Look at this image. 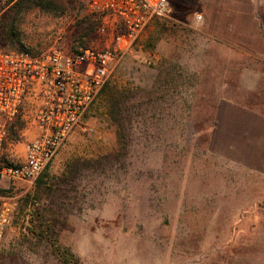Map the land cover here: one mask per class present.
Listing matches in <instances>:
<instances>
[{"label":"rangeland","instance_id":"374dc122","mask_svg":"<svg viewBox=\"0 0 264 264\" xmlns=\"http://www.w3.org/2000/svg\"><path fill=\"white\" fill-rule=\"evenodd\" d=\"M169 1L173 18L151 24L116 64L86 116L90 130L64 142L41 182L0 181V195L16 203L0 264H66L50 240L70 264H264V175L207 145L220 100L264 104L238 81L264 68L240 66L248 60L237 54L227 66L228 53L206 36L207 0ZM9 2L0 0V50L104 45L85 0H54V12ZM20 122L5 144L15 161L35 133ZM36 211L46 220L42 237L27 230Z\"/></svg>","mask_w":264,"mask_h":264},{"label":"built area","instance_id":"2783aa9c","mask_svg":"<svg viewBox=\"0 0 264 264\" xmlns=\"http://www.w3.org/2000/svg\"><path fill=\"white\" fill-rule=\"evenodd\" d=\"M100 20L101 48L78 52L0 50V181L33 184L75 132L90 130L86 116L110 80L118 61L131 53L155 21L173 18L169 0H85ZM195 16L196 21L201 20ZM27 119L35 133L24 158L5 155L10 128ZM16 203L0 195V242L13 226Z\"/></svg>","mask_w":264,"mask_h":264},{"label":"crops","instance_id":"0c3cea01","mask_svg":"<svg viewBox=\"0 0 264 264\" xmlns=\"http://www.w3.org/2000/svg\"><path fill=\"white\" fill-rule=\"evenodd\" d=\"M205 17L206 36L228 53L227 66L235 64L229 60L237 54L248 60L240 66L253 62L264 68V0H207ZM238 81L248 98L264 103V70H248ZM256 104L220 100L207 145L222 161L264 175V104Z\"/></svg>","mask_w":264,"mask_h":264},{"label":"trees","instance_id":"16d2710c","mask_svg":"<svg viewBox=\"0 0 264 264\" xmlns=\"http://www.w3.org/2000/svg\"><path fill=\"white\" fill-rule=\"evenodd\" d=\"M12 8H16L18 7V9H22V8H32V7H37L40 8L42 10L48 11V12H54L57 11L59 9L58 5L56 2H54V0H16L14 2V0H10L9 3H12ZM25 2V3H24ZM19 12V11H18ZM13 26L10 27V35H8L10 44H15L18 43L16 42L18 39H15L13 36H15V32L14 30H12ZM15 41V42H14ZM19 41V40H18ZM87 47H80L79 49H75L74 52H78L80 50L86 49ZM17 50H26L24 48H18ZM5 52H9L12 50H3ZM28 51V50H26ZM108 87V83L103 87V89L101 90V93H103L105 91V89ZM100 93V94H101ZM111 94V89L108 90L106 92V95ZM10 130H13V128H10ZM46 170V169H45ZM44 170V171H45ZM44 171L41 173L40 177L38 178V183L42 181L44 175L42 176V174H44ZM2 193V192H0ZM36 218L35 220H31L30 222V226L27 229L28 232H30L32 235L36 236V237H42L44 234H46V230L44 229V223H46V220L44 219V216L42 215V213H40L39 211H36ZM47 228V227H46ZM50 244L52 247V251L66 264H70L71 263V256L68 254L67 250L65 249H61L60 246H58V244L55 242V240H50Z\"/></svg>","mask_w":264,"mask_h":264}]
</instances>
